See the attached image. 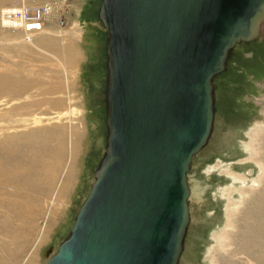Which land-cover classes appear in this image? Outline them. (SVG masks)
<instances>
[{"label": "rangeland", "instance_id": "374dc122", "mask_svg": "<svg viewBox=\"0 0 264 264\" xmlns=\"http://www.w3.org/2000/svg\"><path fill=\"white\" fill-rule=\"evenodd\" d=\"M100 2L0 0V14L23 5L25 20L41 27L40 36L24 42L32 32L4 29L0 21V81L23 91L6 88L4 93L12 94L0 98V145L14 136L15 144L6 146L22 149L20 158L34 160L37 173L49 183L35 190L22 177L19 184L28 199L14 194L13 210L0 205V264H46L70 233L105 155L107 38L98 16ZM50 8L54 15L44 20ZM213 84V127L188 173L190 222L178 264H211L214 253L216 264H223L218 238L229 220L234 221L232 237L260 244L264 238V28L257 39L229 52ZM33 128L46 144L35 150L17 144L16 136L32 134ZM67 166L72 176H62ZM63 177L70 183L64 184ZM49 192L58 193L54 206L49 200L54 196H45Z\"/></svg>", "mask_w": 264, "mask_h": 264}, {"label": "water", "instance_id": "95a60500", "mask_svg": "<svg viewBox=\"0 0 264 264\" xmlns=\"http://www.w3.org/2000/svg\"><path fill=\"white\" fill-rule=\"evenodd\" d=\"M106 152L46 264H178L186 175L211 136L213 78L264 28V0H101Z\"/></svg>", "mask_w": 264, "mask_h": 264}, {"label": "bare ground", "instance_id": "6f19581e", "mask_svg": "<svg viewBox=\"0 0 264 264\" xmlns=\"http://www.w3.org/2000/svg\"><path fill=\"white\" fill-rule=\"evenodd\" d=\"M54 10L55 9H51V8H50V10L48 9L46 11V13L43 14V16H42L44 18V20L49 21L52 18V16L54 15ZM16 12H19L20 13V18H16L15 17ZM25 13H26L25 12V7L23 5H22V7L21 6L20 7L19 6H14V7H11L8 11L5 10V11H3L0 14V17H1L0 21H2V24H3L4 29L6 27H9V28L10 27H14V29H12V30L19 31L20 33H22L21 30H25V31H28V32H32L30 34V37L29 38H23V41L24 42H26V41L29 42V41L35 39L36 37L40 36L41 33H40L39 30L41 29V27H40L39 22H27L24 19ZM22 34L24 35V33H22ZM6 88H8L9 90H12L13 88H15V86L13 84H11V83L6 82V81H0V98H2L3 94L4 95H9V94H12L14 92H19L18 94H21L23 92V91H17L15 89V90H12V93H4ZM32 103H34V102L28 103L26 105V107H32L34 105ZM105 104H106V100H105ZM105 107H106V105H105ZM0 118H2V116H0ZM32 126H34V125H32ZM33 129L36 130V128H33ZM70 129H71V131H73L72 127H70ZM43 130H45V129H43ZM25 133L22 134V135H17L16 136V137H18L17 138L18 141H16L17 144H21L23 148L24 147H27L30 150L31 147H32L33 150H35L38 145H39L38 147L40 148V147H43L44 144H46L45 142H40L41 139H42L41 137L39 138L38 136H35L34 135V134L40 133L39 129L36 130L32 134H29V133L28 134H25ZM42 135H44V134H42ZM10 142H13L15 144V142H14V136H11L10 138L9 137L6 138L4 141L1 142L3 144L0 145V195H5L6 196L5 199L0 200V205H3L4 206V205L8 204V206H11V209L13 210L14 209V194H15V197L18 195L23 200L28 199L27 196L24 195V193L22 191V187H24V185L19 184L20 178H22V177L28 178L29 181L31 182V184H29V185H32V188L34 187L33 189H35V187H36L38 189H42L43 190V189L46 188V186H44V185L47 182H45L44 179L41 177V175L39 173H37V170L34 167L35 166L34 160H32V159H31V161H29V160H22L20 158V154H21V150L22 149L21 150H19V149H16V150L15 149H9L6 146V144L7 143H10ZM69 147H70L69 149L72 150L71 152H73V150L75 148L72 147V144ZM61 149H63V148L61 147ZM70 150H69V155H70ZM194 156H193V158H194ZM72 163H70V167H71V164ZM72 167H73V164H72ZM190 167H191V165H190ZM67 168H68V166L65 168L66 170L64 169V171L62 172V176H65L67 174L68 175L69 174L71 175L70 172L69 173L67 172ZM58 169H60V168H58ZM55 171H57V169H55ZM59 172H58V174H59ZM188 173L186 175L187 186H188ZM252 173H253V170H250L249 173H248V176H252ZM56 174H57V172H56ZM60 179H62V178H60ZM60 179H59V181H60ZM71 179H72V177H71ZM64 180H65V182H64ZM69 181H70V177H69ZM69 181H68V177L66 179H64V177H63V183L64 184H66V182H69ZM47 184H49V183H47ZM61 186L62 185L60 184V188H61ZM65 186L66 185H64V187ZM6 189H9L10 190L9 193H6ZM47 189L49 190V188H47ZM188 189H189V187H188ZM35 190H37V189H35ZM64 190L66 191V189H64ZM62 191H63V189H62ZM62 191H60V192H62ZM50 193L51 192H49V195H45V196H46V198H48L50 195L51 196L53 195L54 196L53 199H51V197H50L49 200H52L51 201V204L52 205L53 204L55 205L56 204V200H57L56 199L57 198L56 196L58 195V193H53V194H50ZM190 197H191V194H190V191H189L188 205H189V201L191 199ZM237 209H235V210H237ZM188 211H189V208H188ZM6 214H7V217H9V215H11V213H9V212H6ZM189 222H190V216H189ZM233 224H234V221L233 220H229L226 229L220 234V236L218 238L219 241H220V245L218 246V248H219L218 251L219 252L218 251L217 252L221 256V258H219V259H221V262L223 264H264V238H263V243L262 244H260L259 242L255 241V239L250 242L249 241L250 239L247 240L245 237L243 239L242 238L241 239H239V238L236 239V238H234V237H232L230 235V229H232V228L234 229L235 228ZM259 226H261V225L259 224ZM262 227H264V226H262ZM255 229L258 230V228H255ZM260 232H262V230ZM259 234H261V233H259ZM216 259H217L216 254L215 253L212 254L210 256L211 264H216V262H217ZM14 260H15V258H14ZM28 264H34V263L29 262Z\"/></svg>", "mask_w": 264, "mask_h": 264}, {"label": "built area", "instance_id": "2783aa9c", "mask_svg": "<svg viewBox=\"0 0 264 264\" xmlns=\"http://www.w3.org/2000/svg\"><path fill=\"white\" fill-rule=\"evenodd\" d=\"M24 16H25V15H24ZM15 17H16V18H20V13H19V12H16ZM24 19H25V17H24ZM26 21H27V20H26Z\"/></svg>", "mask_w": 264, "mask_h": 264}, {"label": "trees", "instance_id": "16d2710c", "mask_svg": "<svg viewBox=\"0 0 264 264\" xmlns=\"http://www.w3.org/2000/svg\"><path fill=\"white\" fill-rule=\"evenodd\" d=\"M243 44V43H242ZM244 44H246V43H244ZM104 91H105V89H104ZM105 100V99H104Z\"/></svg>", "mask_w": 264, "mask_h": 264}]
</instances>
